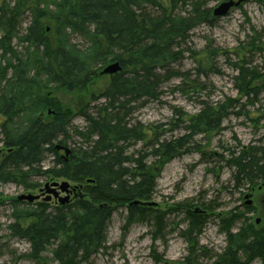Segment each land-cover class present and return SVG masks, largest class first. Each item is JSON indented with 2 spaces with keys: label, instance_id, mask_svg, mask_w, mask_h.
I'll return each mask as SVG.
<instances>
[{
  "label": "trees",
  "instance_id": "1",
  "mask_svg": "<svg viewBox=\"0 0 264 264\" xmlns=\"http://www.w3.org/2000/svg\"><path fill=\"white\" fill-rule=\"evenodd\" d=\"M46 1L0 0V143L6 150L0 183H13L25 191L36 190L39 178L88 186L83 198L71 205L35 203L34 208L15 215L8 226L13 238L28 243L25 257L33 264H85L103 248L115 207L129 205L130 216L142 215L144 209L131 203L153 196V177L145 164L148 158L168 160L182 154L196 136L218 133L229 116L238 114L237 108L258 102L264 92V73L246 65L244 56L251 51L264 53V35L252 29L250 41L243 44L246 51L230 63L236 71L233 83L238 98L201 102L197 113L180 115L184 116L179 120L184 124L182 136L161 139L155 127L135 121L133 114L158 100L162 84L175 76L170 67L182 58L181 45L195 25L193 18L173 17L184 1L169 0L164 6L159 0H52V9ZM204 2L193 7L197 18L210 24V10L203 8ZM25 11L31 20L22 37L28 44L26 52L20 54L13 40ZM67 31L91 41L97 66L120 64L121 71L108 77L98 96L94 87L105 75L65 47ZM210 56L228 59L225 52L215 49L198 63L207 65ZM206 76L203 70L197 74V78ZM61 91L89 100L80 111L85 128L75 132L81 142L66 160L55 146L67 147L70 142L73 111L54 94ZM99 99L103 101L89 105ZM139 143L141 148L129 154L128 149ZM47 155L52 157V166L43 169ZM226 162L235 185L253 188L264 183V145L241 146L229 152ZM189 222L188 256L168 264H197L198 244L190 235L201 216L189 215ZM227 223L222 221L226 247L212 264H248L254 259L264 264V228L256 231L244 220L237 233H230Z\"/></svg>",
  "mask_w": 264,
  "mask_h": 264
},
{
  "label": "rangeland",
  "instance_id": "2",
  "mask_svg": "<svg viewBox=\"0 0 264 264\" xmlns=\"http://www.w3.org/2000/svg\"><path fill=\"white\" fill-rule=\"evenodd\" d=\"M50 1L52 0H47L46 3L48 8L52 9ZM168 1L159 0L164 6L168 5ZM183 1V5H177L173 17L193 18L195 25L185 43L181 45L182 58L170 67L175 76L162 84L158 100L147 102L133 114L135 121L144 126L155 127V132L161 139L182 136L184 124L179 120L184 116L180 115L197 113L201 108V102L214 103L227 97L238 98L233 83L236 71L230 63L237 61L236 54L242 50L246 51L247 46L243 44L250 41L252 29L264 35V0L241 3L231 8L224 17L218 18L211 16V11L224 0ZM198 1H205L203 8L210 10V24L197 18L199 13L194 10L193 5ZM19 19L20 26L13 46L17 52L24 54L28 44L23 42L22 37L31 20L29 12L25 11ZM53 38L54 36L51 37ZM65 47L79 55L90 68L101 70L110 64L105 62L97 66L93 58L94 46L91 41L69 31ZM241 47L244 48L240 49ZM215 49L225 52L228 59L210 56L207 65L198 63L199 59L214 53ZM31 51L32 49L29 50ZM208 51L211 52L207 53ZM1 54L0 48V57ZM244 60L249 67L264 73V53L251 51L249 54L246 53ZM201 70L207 76L197 78ZM108 77L110 75L102 76L97 82L94 87L96 96L106 87ZM187 78L194 83L186 80ZM54 94L63 105L73 111L68 129L71 139L66 145L72 150L81 142L75 132L85 128L86 124L80 116V111L88 105L89 100L84 96L70 95L63 91ZM257 100L258 102L252 106L237 108L235 112L238 114L229 116L218 133L196 136L195 142L182 154L168 160L148 158L145 164L153 177L154 193L149 201L138 205L144 209L142 215L130 216L129 205L115 207L107 223L103 248L85 264L182 262L188 256L189 215L201 216V223L195 230L192 229L190 235L191 240L197 241L198 244L199 250L195 252L198 255L197 264H212L216 256L224 252L227 231L222 224L223 220H228L230 233H237L244 220L251 223L256 231L263 229L264 214L260 212V205L264 198V183L261 184L260 190L258 187L261 185L253 188L235 185L232 180L233 170L226 162L229 152L241 146L259 143L264 145V92ZM102 101L99 99L89 105L93 106ZM1 139L0 135V141ZM140 148L141 143L129 148L128 153ZM0 152L1 163L2 154L6 152L1 143ZM63 155V152L59 153V156ZM51 166L52 157L47 155L41 167L46 169ZM55 182L61 183L64 180L39 178L36 182L38 188L34 191H25L13 183H0V264H33L25 257L29 252L28 243L13 238L8 226L14 222L15 215L34 208L35 203L59 207L58 199L49 193L54 189ZM74 185L77 184L70 182V186ZM82 186L80 192H87L88 186ZM40 191H43V195ZM28 194L39 195L40 198L33 203L17 200L18 196ZM76 194V197L73 194L70 196L68 205L80 199L78 190ZM59 196L65 197L63 193ZM246 196L248 198H245ZM48 197L50 198L47 201ZM85 199L89 200V197ZM248 202L251 204L247 205ZM159 218L161 219L158 221ZM47 257L51 256L48 254ZM248 264L261 262L254 259Z\"/></svg>",
  "mask_w": 264,
  "mask_h": 264
},
{
  "label": "water",
  "instance_id": "3",
  "mask_svg": "<svg viewBox=\"0 0 264 264\" xmlns=\"http://www.w3.org/2000/svg\"><path fill=\"white\" fill-rule=\"evenodd\" d=\"M249 1H252V0H237V1L225 0V1L221 2L220 4H218L216 7L213 8L212 15L215 18L224 17L225 15L228 14V12L231 10V8L237 7L241 3L249 2ZM120 71H121V67H120L119 62H112V63L108 64L106 67H104L100 71L99 74L100 75H110L111 76V75H115V74L119 73ZM55 149H56V151L63 150L64 151V156H68L70 154V150L67 147H63L61 145H56ZM53 187H54V189L50 190L49 193H52L55 198L57 197L58 198V203H60L61 205L66 204V203L69 202V194L71 192H73L75 190V188H76V187H72L71 188V186L69 185L68 182H61L60 184L59 183H53ZM56 188L58 189L59 193H58V191H55ZM80 188H81V185H79V187H77L78 190ZM260 188L261 187H259V189ZM60 193H63L66 196L63 197V198L59 197ZM40 194L43 195V191H40ZM79 197L83 198V194L80 193ZM39 198H40L39 195L34 196V195L28 194V195H20V196H18L17 200L20 201V202L21 201H25V202H28V203H33L34 201H37ZM49 198L50 197H48L47 201L49 200ZM245 198H248V196H246ZM131 204L137 205V204H140V202L134 201ZM250 204H251L250 202L247 203V205H250ZM260 212L262 214H264V198L261 201Z\"/></svg>",
  "mask_w": 264,
  "mask_h": 264
}]
</instances>
